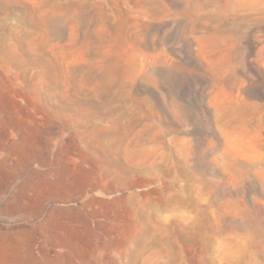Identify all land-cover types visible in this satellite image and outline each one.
Instances as JSON below:
<instances>
[{"label":"rangeland","instance_id":"1","mask_svg":"<svg viewBox=\"0 0 264 264\" xmlns=\"http://www.w3.org/2000/svg\"><path fill=\"white\" fill-rule=\"evenodd\" d=\"M0 264H264V0H0Z\"/></svg>","mask_w":264,"mask_h":264}]
</instances>
